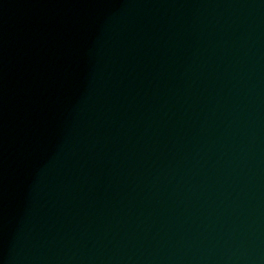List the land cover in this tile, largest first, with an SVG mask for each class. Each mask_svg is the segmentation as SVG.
Masks as SVG:
<instances>
[{"label":"water","instance_id":"95a60500","mask_svg":"<svg viewBox=\"0 0 264 264\" xmlns=\"http://www.w3.org/2000/svg\"><path fill=\"white\" fill-rule=\"evenodd\" d=\"M0 264H264V0H0Z\"/></svg>","mask_w":264,"mask_h":264}]
</instances>
